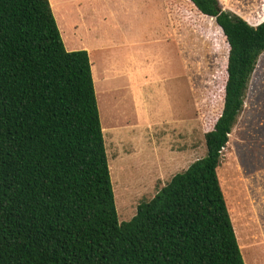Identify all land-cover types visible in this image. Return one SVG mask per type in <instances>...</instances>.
<instances>
[{"label": "trees", "instance_id": "16d2710c", "mask_svg": "<svg viewBox=\"0 0 264 264\" xmlns=\"http://www.w3.org/2000/svg\"><path fill=\"white\" fill-rule=\"evenodd\" d=\"M172 31L214 19L227 47L206 154L119 223L88 54L66 51L48 0H0V264H244L219 177L264 51L219 0H163Z\"/></svg>", "mask_w": 264, "mask_h": 264}, {"label": "rangeland", "instance_id": "374dc122", "mask_svg": "<svg viewBox=\"0 0 264 264\" xmlns=\"http://www.w3.org/2000/svg\"><path fill=\"white\" fill-rule=\"evenodd\" d=\"M66 51L88 54L114 205L129 221L206 154L219 116L227 47L214 19L176 38L163 0H48ZM256 26L264 0H219ZM219 177L244 264H264V51L222 152Z\"/></svg>", "mask_w": 264, "mask_h": 264}, {"label": "crops", "instance_id": "0c3cea01", "mask_svg": "<svg viewBox=\"0 0 264 264\" xmlns=\"http://www.w3.org/2000/svg\"><path fill=\"white\" fill-rule=\"evenodd\" d=\"M164 4V3H163ZM166 10V9H165ZM166 14H167V12H166ZM167 18H168V21H169V27H170V29H171V31H172V27H171V23H170V20H169V17H168V15H167ZM173 32V31H172Z\"/></svg>", "mask_w": 264, "mask_h": 264}]
</instances>
